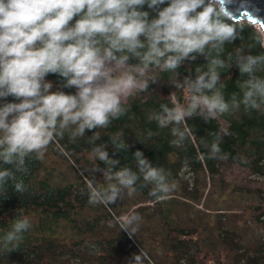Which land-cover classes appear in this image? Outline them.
Wrapping results in <instances>:
<instances>
[{"label": "trees", "instance_id": "16d2710c", "mask_svg": "<svg viewBox=\"0 0 264 264\" xmlns=\"http://www.w3.org/2000/svg\"><path fill=\"white\" fill-rule=\"evenodd\" d=\"M166 6L167 3L160 8ZM141 10L148 11L150 19L156 17V11L148 9L147 5ZM226 22L235 25L237 38L225 42L222 51L206 47L203 55L192 54L196 57L194 60L182 61L174 71L149 66L148 69L160 68L157 77L163 93L148 81L146 91L136 92L123 102L125 114L112 120L109 127L86 129L83 137L72 141L70 136L75 126H70L62 139L48 146L42 160L35 154L26 159L27 172H17L16 176L23 180L27 190L16 192L13 181L6 184L5 191L0 190V237L11 229L16 219L27 217L31 228L23 234L18 248L0 252V264H130L133 254L138 255L141 249L148 253L152 264H264V209L254 207L252 220L258 227L256 233L251 230L250 234H263L248 245L242 243L241 233L235 228L220 229L217 233L207 224V218L215 212L230 210L219 199L211 206L207 202L211 192L208 184L215 179L220 181L218 176L223 171L239 167L264 177V104L257 109H246L239 103L249 75L241 74L237 64L238 56L264 57V47L249 23H235L231 19ZM124 54L130 57L128 65H140L138 58ZM214 58L224 62V67L216 68L219 74L216 89L221 91L230 110L215 119H206L207 113L198 108L193 116L185 118V125L179 126L181 131L185 126L190 129V136L186 135L179 145L173 144V140H179L172 135L174 125L160 128L153 117L162 114L161 105L172 108L174 102H178L187 107L190 93L186 87L177 88L176 84L184 85L186 78L195 81L199 74L209 71ZM253 75L264 79V61L254 66ZM45 80L53 84L52 92H76L75 88H64L66 81L58 74H49ZM233 96L239 103L238 108L232 107ZM10 102L20 101L12 96L0 98V106ZM215 133L222 137L220 155L227 154V159L209 158ZM95 135L98 138L94 139ZM114 140L125 147L117 149ZM98 146L104 147L110 159L119 161L112 168L113 172L127 167L140 176L132 195L124 189L122 198L108 206L88 202L85 178L93 180L98 188L114 182L106 180L108 162L99 161L92 152ZM136 151H140L141 158L152 167L163 168L169 184L176 183L168 199L153 202L155 198L149 192L154 185L143 181L134 155ZM12 167L0 163V169ZM64 168L73 173L72 182L64 181ZM96 168L100 170L94 171ZM223 190L220 188L221 194ZM84 208L101 213L85 222L79 219ZM133 210L140 214L141 220L138 231L130 237L116 224L113 215ZM103 215L107 229H102L100 234L97 225ZM205 227L209 233L202 232ZM223 234L229 240L227 246L222 244ZM157 244L165 247L157 249Z\"/></svg>", "mask_w": 264, "mask_h": 264}, {"label": "clouds", "instance_id": "9594fccd", "mask_svg": "<svg viewBox=\"0 0 264 264\" xmlns=\"http://www.w3.org/2000/svg\"><path fill=\"white\" fill-rule=\"evenodd\" d=\"M165 3L168 6L161 9ZM229 3L230 0H0V98L12 96L20 101L0 106V163L13 166L0 169V190L5 191L6 184L13 181L16 192L26 191L16 173L27 172L26 159L31 154L42 160L48 146L62 139L70 126H75L70 136L74 141L83 137L86 129L107 128L112 120L124 115L123 102L147 90L148 80L138 76L144 77L150 65L174 71L182 61L194 60L192 54L203 55L206 47L222 51L225 42L237 38L235 25L226 22L232 16ZM145 5L156 11L155 18L150 19V13L141 10ZM249 19L264 47V39H260L264 37V20ZM124 53L138 58L140 65L127 67L130 57ZM260 61L264 57L237 58L241 74L249 75L239 102L246 109L264 104V79L253 75ZM217 67H224V62L214 58L209 71L199 74L195 81L186 78L184 85L176 84L190 93L187 107L178 102L172 108L161 105L162 114L154 115L160 128L174 125L172 135L179 140H173V144L179 145L186 135L190 136V129L185 126L181 131L179 126L185 125V118L193 116L198 108L207 113L206 119L229 112V103L216 89ZM49 74L64 78L63 87L75 88V94L52 92L53 84L45 80ZM205 77H209L207 81ZM239 103L233 96L232 107L238 108ZM214 136L209 158L227 159V154L220 155V133ZM113 144L117 149L125 147L115 140ZM92 152L99 161L108 162L106 180L114 182L98 188L93 180L85 178L90 204L112 205L122 198V190L127 189L129 196L136 191L134 185L140 179L136 172L127 167L113 172L119 161L110 159L103 146L94 147ZM134 155L143 181L154 185L149 192L155 198L153 202L168 199L176 183L169 184L164 169L152 167L141 158L140 151ZM114 220L132 237L141 216L133 210ZM30 228L27 217L16 219L0 237V252L18 248ZM145 261L152 264L148 253L141 249L138 255L133 254L130 264Z\"/></svg>", "mask_w": 264, "mask_h": 264}, {"label": "rangeland", "instance_id": "374dc122", "mask_svg": "<svg viewBox=\"0 0 264 264\" xmlns=\"http://www.w3.org/2000/svg\"><path fill=\"white\" fill-rule=\"evenodd\" d=\"M127 67L132 66L127 64ZM159 69H148L145 76H138V79H147L148 81H152L157 91L159 93H163V90L161 91V86L159 84L160 82L158 81L157 77ZM170 97L172 100H174L173 95ZM69 163L73 165L71 161H69ZM62 171L64 175V181L72 182L74 175L71 170L64 168ZM218 178H220L221 183L218 179H215L213 183L208 184V188L211 190L207 197L208 205L211 206L214 200L217 201L219 199V201H224V205L229 206L228 208L230 210L217 213L215 212L216 214L214 213L212 217L207 218L209 219L207 224L213 228L212 232L217 231V233L220 232V229L224 230L235 228L241 233L242 243L248 245L251 241H253L254 238H259V236L263 234L258 232L256 235H252L250 234V231L252 230L253 233H256L258 227V224L255 222V220H252L254 207L259 206L261 209H264V177L255 176L242 168L234 167L231 171H223L222 174L218 176ZM220 188H224L223 192L225 194L220 193ZM100 213L101 212L99 210L91 211L87 208H84L81 210L79 219L86 222L93 217H96ZM189 213L191 214L192 212L189 211ZM103 217L104 218H102V220H100L97 225L100 234L102 233V229H107V226L103 224L105 221V216L103 215ZM113 217L115 216L113 215ZM83 228L87 229L84 225ZM207 229L208 228L205 227V230L202 232L209 233ZM225 238L226 237L223 234L221 238L222 244L227 246L229 240H226ZM164 247V245L157 244L156 248L162 249Z\"/></svg>", "mask_w": 264, "mask_h": 264}, {"label": "water", "instance_id": "95a60500", "mask_svg": "<svg viewBox=\"0 0 264 264\" xmlns=\"http://www.w3.org/2000/svg\"><path fill=\"white\" fill-rule=\"evenodd\" d=\"M227 7L232 13V22H246L252 25L249 17L264 20V0H230Z\"/></svg>", "mask_w": 264, "mask_h": 264}]
</instances>
